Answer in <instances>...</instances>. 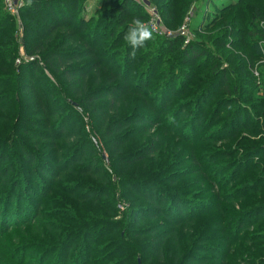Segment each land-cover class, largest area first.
Segmentation results:
<instances>
[{
	"label": "trees",
	"instance_id": "trees-1",
	"mask_svg": "<svg viewBox=\"0 0 264 264\" xmlns=\"http://www.w3.org/2000/svg\"><path fill=\"white\" fill-rule=\"evenodd\" d=\"M88 1L27 0L22 9L23 21L28 43L33 42L27 51L31 57L40 52V58L17 66L15 53L8 51L7 64L0 66V84L12 88L0 94V104L7 101L12 106L10 110L8 106L0 108V112H5L0 120L5 131L0 132V264H138V258L150 264H238L244 258L242 264H249L247 259L253 264H264V218L246 226L252 216L264 212V156L252 165L242 160L238 165L231 164L230 159L239 152L227 154L223 148L213 150L207 162L198 156L204 143L218 145L232 139H238V147H247V152H264V96L253 106L257 117L250 126L246 121L230 135L223 134L230 124L224 118H231L233 123L240 120L245 91L241 93L243 82L239 87L231 86L234 71L224 68L213 52L216 48L227 50L225 40L230 39L229 57L236 56L237 65L249 71L242 75V81L246 77L253 79L258 92L264 91V81L258 84L255 77L257 68L264 66L259 64L264 57L253 52L260 47L258 39H264V30L259 27L264 21V8L253 11L259 28L251 34L254 47L240 34L253 23L246 15H238L242 9L236 8L247 0H237L224 16L214 15L212 21L200 24L195 32L204 40L199 44L186 45L180 37L156 38L144 46L151 49L141 55L138 49L131 55L123 36L133 18L148 23L146 12H133L142 6L136 0H96L99 10L86 18ZM147 1L169 28L180 27L196 2ZM58 33L63 35L59 44L43 54L46 43ZM216 37L222 41L218 43ZM237 37L242 39V52L233 42ZM118 47L123 48L120 51ZM118 56L120 68L112 64ZM85 61L88 62L83 64ZM41 62L58 84L46 88L45 94L35 83H25L26 76L31 75L26 71L38 68ZM141 63L144 64L139 68ZM189 67H196L198 74L190 72ZM92 73H96L92 84L97 85L95 90L87 84ZM176 85L179 92L174 90ZM150 87L152 92L145 93ZM214 90L216 95L224 92L226 98L217 100L213 107L210 102L202 105V98ZM51 92L55 93L54 98L52 104H47ZM129 98L140 99V103L134 108L128 103L121 106ZM70 101L78 102L85 114V105L106 102L88 114L91 130L87 133L85 129L80 141L74 140L79 136L65 135L66 125L74 116ZM58 102L61 106L56 107ZM233 105L234 111L229 115L227 109ZM169 117H174V122ZM181 121L182 129L188 131L186 136L176 131ZM212 129L215 131L211 137L202 136ZM153 131L149 142L123 149L133 137ZM244 133L250 139L243 138ZM91 136L101 138L110 154L111 166L106 171L98 166L100 155L96 157V147L88 149L94 145ZM258 136L262 140L252 142ZM169 138H178L179 142ZM86 149L91 154L88 160ZM194 177L204 185L220 186L212 198L199 200L200 207L184 192L186 187L191 189ZM111 178L116 180L112 179L108 192L94 198L91 181ZM48 183L51 188L44 195ZM53 191L71 213L75 205L72 201L77 206L83 203L100 210L106 207L107 213L97 212L90 223L81 215L70 219L57 212L55 217L64 225L45 226L39 223L40 209ZM129 193L137 199L123 214L124 220H116L118 198H126ZM105 198L107 206L101 202ZM192 205L195 210L186 216V209ZM34 207L37 209L32 210ZM146 222L150 224L138 229ZM153 236H157L156 240H147ZM131 238L140 241L131 245Z\"/></svg>",
	"mask_w": 264,
	"mask_h": 264
},
{
	"label": "rangeland",
	"instance_id": "rangeland-1",
	"mask_svg": "<svg viewBox=\"0 0 264 264\" xmlns=\"http://www.w3.org/2000/svg\"><path fill=\"white\" fill-rule=\"evenodd\" d=\"M27 0H0V66L1 65H5L7 64L5 57L8 55V51L13 52V54L15 53L16 55V64L17 66H22L27 65L30 62H33L35 60V58H40V52H38L37 55H35L34 57H31L28 55V51L27 48H32L33 47V42L28 43V39L27 34H26V29L24 26V21H23V13L24 11H22V9L24 8L25 4H26ZM137 3H139L142 8H134L133 12H137L139 14H141L142 12H146L149 15V21L148 23L152 24L153 20H154V16L153 13L156 12L157 13V17H159L160 22H161V26H160V33L158 35H154L153 36V40H156V38H169V39H175L177 37L183 38L185 40V44H189V43H197L199 44L200 42H202L204 40V37L199 35L198 32H195L200 24H203V22L207 23L212 21V19L214 18V15L216 16H224L226 14V12L228 11V7L229 6H233L237 3V0H215V4L213 5L212 0H196V2L193 3L192 7L190 8L189 12L186 14V16L184 17V23L180 26V27H175V28H169L168 26L165 25L164 21L162 20V18L160 17L158 11L156 10V8H154V6L147 0H136ZM239 1V0H238ZM96 0H89L86 8H85V16L86 18H90L92 16H94L96 10H99V7L96 3ZM236 8H240L242 10H240L238 12V15H240L242 13V15H246V18H248L250 20V22L252 21L253 24H255L253 26V24L251 25V23H249L250 29L245 32V33H240L243 34V38L245 39L247 38L250 41L251 46L254 47L253 44V39L251 37V34L256 31L258 32L259 28L257 27V23L258 21L255 20V14H254V9L255 8H264V0H247L245 1L242 5H240L239 7ZM22 11V12H21ZM235 11H233L231 14L235 13ZM76 22H77V18H76ZM237 23V22H236ZM37 26H39V24L36 23ZM259 27L260 29L264 30V21L259 23ZM40 31V30H39ZM198 34V35H197ZM248 36V37H247ZM63 35L62 33H58L53 37V40L49 43H46V45L44 46L43 49V54L46 51H50L56 48V46L59 44V42L61 41ZM220 37V36H219ZM216 37V41L218 43H220L222 40L220 38ZM35 39V38H34ZM33 39V40H34ZM242 39L239 37L235 38L233 40V42L237 45V49L240 50V52H242ZM220 40V41H218ZM257 40V38L255 39ZM230 39L225 40V42L228 44L226 49L224 50L216 48L213 50V52H215V56L216 58L219 60V63H222L224 68H226L227 70L230 69L234 71V75H233V80L230 81L231 86H234V84H237L238 87L242 84H244L241 87V93H244L243 96H241V101L243 104V110L241 113V118L240 120H238L237 122L233 123V120L230 118H224V120L230 124L226 125L223 134L225 136L230 135L235 129L239 128L240 126H242L243 124H246V121H249V126L253 123V121L255 120V118L257 117V111L255 109H253V106L264 96V91H260L258 92V87L257 84L255 85V82L253 81V79L250 78H245V81H242L244 79L245 74H249L248 70H243L242 67H239L237 65V61H236V56H231L229 57V54L232 53V51L230 49H232L229 45L230 44ZM107 43H110L111 40H106ZM255 42V41H254ZM259 42V48L258 49H254V54L255 53H261L262 56L264 57V39H258ZM125 42L123 45L121 46H125ZM212 46V43H210ZM55 47V48H54ZM123 47H118L119 50L121 51ZM151 46L148 47H143L140 49L139 55H141L145 50L147 49H151ZM116 50V49H115ZM41 53V54H42ZM237 56H241V54L237 55ZM119 56L116 58V61H114L112 64L116 65L118 68H120V61H119ZM88 61H85L83 64L87 63ZM144 63L138 64L137 66H139V68L141 66H143ZM260 65L264 64V60L259 63ZM257 64V67L258 65ZM231 65V67H230ZM259 65V66H260ZM31 66V65H28ZM77 66V65H75ZM72 67V66H71ZM74 68V67H72ZM135 70H137V67H134ZM188 70L192 73H197V68L196 67H189ZM258 70V71H257ZM257 70L255 71V77L256 80L259 81L258 84H261L262 81H264V66H260V68H257ZM32 72V73H31ZM26 74H31V75H27L26 79H25V83L26 86L30 85V83H35L36 88L38 90H40L41 93L45 94L47 93V89L49 88L51 85H58L54 78L52 77V75L44 68V64L41 62L40 66L38 68H33V69H29V71H26ZM198 74V73H197ZM260 75H262V79L260 81ZM95 76L96 73H92L91 77L87 80V84L89 86V89H96L97 85L92 86L93 82H96L95 80ZM32 78L37 79L36 82L32 81ZM143 82L147 84L146 82V77H144ZM250 82V83H249ZM249 83V84H248ZM248 84V85H247ZM221 84H218V87H220ZM217 87V88H218ZM180 87L176 85L175 87V92H179L178 90ZM216 88V90H217ZM11 85H6L3 82L0 84V94H3L5 92H9L11 91ZM152 87H150L148 89V91H146L145 93H149L152 92ZM214 90L211 93H208V95L204 98H202V105L210 102V106L213 107L215 102L221 98H226L224 97V92H221L219 94L216 95L217 91ZM258 92V93H257ZM54 92L48 93L49 97L47 100V104H52V98H54ZM24 101H26V98H24ZM70 103L73 104V108L72 112H74V116L70 118V120L68 121L66 128H65V135L69 136V135H73V136H79L78 138L74 139V140H78L80 141L81 139H83V131L85 130L87 133L90 132L91 127L89 126V123L91 124V122L88 120V114L91 112V110L95 109V108H99L102 105H105L106 102H97V103H93L91 105H85V108L87 109V114L84 113L83 108L80 107V104L78 102L75 101H70ZM123 104L121 106H124L128 103V106L133 107L135 105H137L138 103H140V99H134V98H129V100H125L124 102H122ZM6 106H8V109L10 110L12 108V106L7 105V101H4L3 103L0 104V108H6ZM61 106V103L58 102V105H56V107ZM245 107V108H244ZM235 105L233 106H229L228 107V112L229 115H231V113L234 111ZM14 111H15V107H14ZM3 112H0V120L3 115ZM5 113V112H4ZM8 114V113H7ZM168 114H171V111H168ZM33 115V114H32ZM39 115V114H38ZM85 117V119L83 118ZM15 119V118H14ZM228 120V121H227ZM169 122V121H168ZM184 122V121H183ZM88 124V126L86 125ZM3 124L0 127L1 131L0 132H5L4 128H3ZM182 121L179 123V127L177 128V132L181 133L183 135L186 136V134L188 133L187 130L182 129ZM42 127L38 128L39 130H41L42 132H46L45 129H41ZM215 129H212L211 131H204L202 133V136H206V137H211L214 134ZM154 133L151 132L148 135H140V136H136L133 137L131 143L124 147L123 149L126 151V148H131V146L133 145H138V144H143L145 142H149L150 138L152 136V134ZM137 134V133H136ZM164 139L166 138V136H162ZM243 138H247L250 139L247 134H243L242 135ZM171 139V138H169ZM73 140V141H74ZM172 141H174V143H178L179 139L177 138L176 140H173V138L171 139ZM262 140L261 136H258L257 138H252V142H260ZM91 141H92V146H90L88 149H92L94 148V146L96 147L98 152H94L96 157H98V154L100 155V162L98 163V166H101L104 168L103 171H106V168H109L111 166V161H110V154L107 151L106 147L104 146V142L102 141L101 138H96L95 136H91ZM236 141V142H234ZM238 139H232L229 142H225L224 144H214L211 141L204 143L203 146L200 150L199 153L201 155V159L203 160V162H207L210 158V154L213 153V150L215 149H220L223 148L227 154H233L235 152H239L235 157H233L232 159H230L233 163L231 164H239L242 163L244 161V164H253L254 162H261L263 156H264V152L263 153H259L256 155V152H252V151H245V148L247 147H238ZM51 142V141H50ZM230 142H234L233 144ZM168 149V148H167ZM123 151V152H125ZM231 151V152H230ZM84 154L86 156L85 160H88L89 158H91V154L88 153L87 149L84 150ZM230 152V153H229ZM179 154H183L184 152H180ZM189 158V156L187 157ZM242 160V162H241ZM231 165V166H233ZM202 167L206 166L202 164ZM236 170L238 169L237 167H235ZM245 165L244 168L245 169ZM109 170V169H108ZM110 174L111 172L108 171ZM129 171H126V174H128ZM103 176V175H100ZM114 178V177H113ZM108 180V181H102L99 179H95L94 181H91L92 186H90L91 188H95L93 189L92 192V196L95 198H97L98 196H103L104 194H106L108 192V190L112 187L111 186V182L112 179ZM87 179V178H85ZM106 179H108V177H106ZM195 179H197L198 181H196ZM116 179H113V181H115ZM194 183L192 184L191 189L186 187L187 191L184 190L185 193H189L190 194V198H193L194 204H196L195 206L200 207L198 202L199 200H204V199H209L212 198V196L215 195V190L216 192H218V187H220L218 185V183H214V185H204V183L198 179V177H194L191 179ZM187 182H191V181H187ZM264 182V181H263ZM113 183V182H112ZM51 188V183H48L46 188L44 189V195L47 193V191ZM227 191V190H224ZM84 192V191H82ZM213 193L212 195H209ZM64 196V195H61ZM208 196V197H205ZM67 197V196H66ZM65 197V198H66ZM39 198H37L38 200ZM46 199H48L47 203H46ZM68 201H72L69 197L66 198ZM137 199L136 197H133L131 193L128 194V196L126 198H118V204L116 206V209L119 211V215L116 218V220L119 221H123L125 218V215H123L125 213V211H127L128 209L131 208L132 202L133 200ZM37 200L33 201L34 206L37 205ZM75 205L73 206V208L71 207V212H69L68 207L67 206H62V198L60 197V195H56V192L53 191V193H51L50 195H47V197L43 200L42 203V207L40 209V219H39V223L44 224L45 226H51V227H58V226H63V220L58 219L59 217H55V215H57V212H59L58 216H66L68 218H73L76 217L78 218V215H81L84 219H87L90 221V223L96 219V214L99 211L104 210L105 213H107V208L104 207L101 210L97 209L96 206L91 207L90 205H86V204H80L81 206H77V204L72 201ZM101 202H105L106 206H107V198L105 199H101ZM195 206L192 205L190 207H188L186 209V216L190 215L192 213L193 210H195ZM82 208V209H81ZM89 208V209H88ZM37 208H33L32 210H36ZM109 209V208H108ZM110 210V209H109ZM30 216H32L30 214ZM103 220H110V218H103L101 217ZM264 218V212H260L254 216H252L246 223L247 225H250L254 222H256L259 219ZM136 220V219H134ZM159 221V220H158ZM155 221V222H158ZM154 222V223H155ZM133 223V222H132ZM148 224H150L149 222H146L144 224L138 225V229H144ZM108 228V227H106ZM32 231V235H33ZM100 233H102V230L99 231L98 233H94L92 235V238H96ZM37 234L34 233V236H36ZM122 237L125 236L124 233L121 234ZM157 237V236H155ZM153 237H149L147 240H156ZM133 238V237H132ZM130 239L131 245H134L135 241H140L137 238L134 239ZM129 240V239H128ZM143 242V241H142ZM48 246V244H47ZM101 246V245H100ZM102 249V248H100ZM169 249V248H168ZM245 259V258H244ZM244 259H240L238 264H242V261ZM156 261V259L154 260ZM233 261V260H232ZM247 262L249 264H253L252 261H249L247 259ZM138 264H150V263H146V261L144 260V262H141V259L138 258ZM236 264V263H234Z\"/></svg>",
	"mask_w": 264,
	"mask_h": 264
},
{
	"label": "clouds",
	"instance_id": "clouds-1",
	"mask_svg": "<svg viewBox=\"0 0 264 264\" xmlns=\"http://www.w3.org/2000/svg\"><path fill=\"white\" fill-rule=\"evenodd\" d=\"M154 30L150 23H146L139 17H135L129 23L123 39L131 48V55H135L136 50L143 48L148 41L152 40ZM170 122H174V117H169Z\"/></svg>",
	"mask_w": 264,
	"mask_h": 264
},
{
	"label": "built area",
	"instance_id": "built-area-1",
	"mask_svg": "<svg viewBox=\"0 0 264 264\" xmlns=\"http://www.w3.org/2000/svg\"><path fill=\"white\" fill-rule=\"evenodd\" d=\"M153 16H154V20H153L151 26L154 30V34L158 35L160 33L161 22H160L159 17H157L158 15L156 12L153 13Z\"/></svg>",
	"mask_w": 264,
	"mask_h": 264
}]
</instances>
